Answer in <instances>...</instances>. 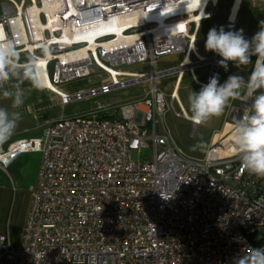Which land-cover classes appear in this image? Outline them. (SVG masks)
Masks as SVG:
<instances>
[{
    "label": "built area",
    "instance_id": "1",
    "mask_svg": "<svg viewBox=\"0 0 264 264\" xmlns=\"http://www.w3.org/2000/svg\"><path fill=\"white\" fill-rule=\"evenodd\" d=\"M216 6L213 0H0V41L14 40L22 63L36 58L42 89L59 104L152 82L140 100L51 121L44 140L0 145V167L21 153H42L21 242L15 248L0 233V264H232L243 249L264 247V178L242 170L234 151L223 153L229 144L223 135L203 158L184 157L165 127L168 104L155 85L169 72L155 70L162 56L181 54L190 66L206 61L194 50L196 30ZM216 58L200 86L215 74ZM135 64L150 70L126 69ZM93 74L108 82L73 94L58 88ZM238 99L227 111L232 127L251 105L247 96ZM180 109L175 115L191 122ZM142 148H151V158L133 159Z\"/></svg>",
    "mask_w": 264,
    "mask_h": 264
},
{
    "label": "clouds",
    "instance_id": "2",
    "mask_svg": "<svg viewBox=\"0 0 264 264\" xmlns=\"http://www.w3.org/2000/svg\"><path fill=\"white\" fill-rule=\"evenodd\" d=\"M232 19L230 16L229 20ZM259 25V31L251 39L245 38L243 29L226 31L224 26H220L208 31L205 50L220 56L217 63L226 71L229 62L241 68L252 63L253 56L256 60L247 79L233 74L220 83L217 73L208 83L202 84L198 92L191 90L188 108L191 122L203 125L213 117H220L233 100L246 92L252 103L246 109L247 114L236 119L231 142L241 169L257 178H264V20ZM42 79L36 67V58L22 63L15 41H0V88L5 89L2 95L11 100L10 108L0 107V145L15 135L22 119L18 109L24 104V83L28 82L33 89H40ZM6 85L11 87L5 88ZM191 150L204 151L206 145L200 142L193 145ZM232 264H264V247L243 249L232 258Z\"/></svg>",
    "mask_w": 264,
    "mask_h": 264
},
{
    "label": "crops",
    "instance_id": "3",
    "mask_svg": "<svg viewBox=\"0 0 264 264\" xmlns=\"http://www.w3.org/2000/svg\"><path fill=\"white\" fill-rule=\"evenodd\" d=\"M216 2L218 4L217 8L219 14L214 16L212 14L209 19L202 21L196 30V39L194 44L195 53L199 56L205 57L206 59L212 58L216 54L210 51H206L205 49H201L199 46L205 44L204 42L206 41L207 33L211 28L214 27V25L211 23H208V26L205 25L207 30L203 32L204 35L203 36L200 34V29L202 28L203 23L212 19L213 17H218V20L221 21L223 20L222 22L225 25V27L227 22H230L228 30L243 29V34L245 38L251 39V37L257 31H259V26H260L259 22L261 20H264V0H230L228 4L224 3L223 0H216ZM236 4H237V8L234 12L233 19L229 21V14H226L225 10L229 8H233ZM216 28L219 29L218 24H216ZM197 36H199L198 40H197ZM251 60L252 63H250L247 66H241V68H237L232 62H229L227 71L223 67L218 65L215 70V74L217 73L219 74L220 83H224L227 77L233 74L244 76L245 79H247V77L250 75L254 67L256 57L253 56ZM182 61H183V57L181 55V59L179 60L176 66H179L182 63ZM155 68H156V64H155ZM170 69L160 70L159 72H163L165 70H170ZM148 70H150V68ZM210 71H211V64L202 63L194 67L191 66L189 68H184L180 73L172 72V73L164 74V75H171V77L173 78L172 88L171 91L168 93V95L172 93L173 97L178 100L180 107H182V109L185 111V107L182 106L179 99L178 90L180 86L183 85L188 90H192V91L194 87L200 88L201 86L199 85V83L205 81ZM157 79L158 77L155 78V85ZM151 85L152 82L149 81L148 89L150 88ZM147 91H145V95ZM241 96H247V98L250 99L246 94V92L243 93ZM32 99L42 100L44 98L42 97V95H37V96L34 95L32 96L31 100ZM250 101L252 103L251 99ZM239 104H240L239 99L233 100L230 103V105H239ZM185 106L188 108V104ZM228 108L229 107H227L224 111L221 126L215 132L214 137L216 134L219 133L225 136V134H227L233 128L232 123L227 117ZM18 111L21 112L22 119L19 122L15 135H13L11 139L8 140L6 143L1 145V147L4 149L7 148L12 142L21 138H40L42 140H44L45 138L46 130L49 124L48 122L51 119L45 120V124H44L45 129H42L43 125H39L37 119L35 120L32 118L29 121L27 119L28 116H25L23 109L20 108L18 109ZM185 115L187 118H190L191 114H187L185 111ZM186 120L189 121L188 119ZM226 124H229L231 128L227 132L223 133ZM197 126L198 125L194 126L192 124V127H197ZM214 137L210 139L208 143H210L211 140H214ZM41 160H42V153L40 151H27L19 154L14 160H12L8 164V166L0 167V233H7L10 239H12L11 236L14 235L15 232H18L22 235L26 222V217L30 207L31 193L36 183L37 172Z\"/></svg>",
    "mask_w": 264,
    "mask_h": 264
},
{
    "label": "rangeland",
    "instance_id": "4",
    "mask_svg": "<svg viewBox=\"0 0 264 264\" xmlns=\"http://www.w3.org/2000/svg\"><path fill=\"white\" fill-rule=\"evenodd\" d=\"M223 1L224 3L228 4L230 0H223ZM217 6L213 13V16L219 14ZM220 21L221 20H218V17H213L212 19L206 21L205 23H203L202 28L200 29V34L203 35V32L207 30L205 25L208 26V23L213 24L214 27H216V24H218L219 27L220 26L225 27V25L222 22L223 20L221 21V23ZM198 38L199 36H197V40ZM199 47L201 49H205V44H202ZM180 59H181V54L162 56L157 60L155 69L157 71H160L164 69L173 68L177 65ZM191 62L192 63L195 62V58H191ZM126 69L134 73L149 72L148 70L149 67H147V65L145 64L131 65L128 66ZM168 73H170V71ZM49 75L51 76V70H49ZM101 82L107 83L108 82L107 78L99 74H93L88 77L74 79L69 82L63 83L62 85L58 86V88L60 90L68 92L69 94H73L75 91L84 92L91 87H97ZM172 82H173V78L171 77V75H164V73H162L158 77L156 82V86L166 94L165 100L166 103L168 104V111L164 116L165 127L168 129L173 144L177 147V149L182 153L184 157L189 159H201L203 158L207 150L209 140L214 137L215 132L220 128L224 113L220 117H213L203 125L192 127L191 122L187 121L182 116L177 117L175 115V112L179 113L180 112L179 110L181 109L178 100H172L170 98V94L168 95V93L171 91L172 88ZM10 87L11 85L5 86V88H10ZM148 87H149V81L143 80L137 83L129 84L125 88L113 89L110 93L106 95L87 97L81 100H72L68 102V104L66 105H61L59 104L57 96L54 93L42 89H31L30 84L28 82H25L23 85L25 91V98H24V104L22 105L21 109H23L25 116H28L27 119L29 121L32 118L35 120L37 119L38 124L43 125L42 129H45L44 124L46 119H51L48 122L50 123L51 121L59 117L69 118V117L81 116L84 114L93 113L96 110H98V108L113 109V108H117L122 104L140 100L145 96V91L148 90ZM4 90H5L4 88H0V107L10 108L11 100L5 98L2 95ZM199 90H200L199 87H194L193 89V91L196 92H198ZM190 92L191 90H188L183 85H181L178 90L180 102L182 106L185 107V111L187 114H191L189 108L185 106L188 104V96ZM34 95L36 96L42 95L44 99L31 100L32 96ZM158 127H159V131H161L160 129L161 126ZM200 142H203L206 145V150L192 151L191 150L192 146ZM137 157H140L141 160H149L151 158V148H142L140 152L132 151V158L137 159ZM11 238L14 247L17 248L21 242V234L15 232V234L12 235Z\"/></svg>",
    "mask_w": 264,
    "mask_h": 264
},
{
    "label": "bare ground",
    "instance_id": "5",
    "mask_svg": "<svg viewBox=\"0 0 264 264\" xmlns=\"http://www.w3.org/2000/svg\"><path fill=\"white\" fill-rule=\"evenodd\" d=\"M213 1H214L215 3H217L216 0H213ZM236 8H237V4H236L233 8H231V12H230V14H229V17H230V16L233 17ZM229 21H230V20H229ZM217 56H218V55H217ZM218 57H220V56H218ZM220 58H221V57H220ZM182 64H183L182 69H183V68H189V67H190L189 62H188L187 60H185L184 63H182ZM180 72H181V70H180L178 73H180ZM43 84H45V85H47V86H49V87H51V88H53V89L56 90V88H55L54 86H52V84L49 83V82L47 81V79L43 82ZM230 128H231V126H230L229 124H226L225 127H224V131H223V133L227 132ZM220 135H221L220 133H219V134H216L215 137H214V139H217ZM225 136H226V138H225V142H229V144L226 145V149H227V150H225V151L223 150V153H226V154H227L229 151H234V146H233V144H232V142H231V131H229L227 134H225ZM219 150H220V149H219Z\"/></svg>",
    "mask_w": 264,
    "mask_h": 264
},
{
    "label": "water",
    "instance_id": "6",
    "mask_svg": "<svg viewBox=\"0 0 264 264\" xmlns=\"http://www.w3.org/2000/svg\"><path fill=\"white\" fill-rule=\"evenodd\" d=\"M230 12H231V8L225 10V13L226 14H230ZM229 25H230V22H227L226 27H225V30L226 31H228ZM213 60H217L216 55L213 56L212 58L206 59V61L204 63H211ZM194 66H197V65H192V67H194ZM182 67H183V64H180L179 66H176L175 68H172L169 71H170V73H172V72H179L180 70L182 71L184 69V68L182 69ZM212 73H214V70H211V74ZM237 118H238V116L235 118V121H236Z\"/></svg>",
    "mask_w": 264,
    "mask_h": 264
}]
</instances>
